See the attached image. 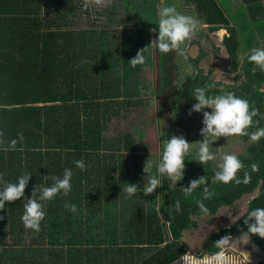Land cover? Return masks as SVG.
<instances>
[{
    "label": "trees",
    "instance_id": "1",
    "mask_svg": "<svg viewBox=\"0 0 264 264\" xmlns=\"http://www.w3.org/2000/svg\"><path fill=\"white\" fill-rule=\"evenodd\" d=\"M182 1L193 7L210 32L225 30L221 46L231 61L230 70L236 72L238 66L242 70V74L235 73L233 83L215 82L211 91L229 90L248 100L258 109L253 117L258 123L248 131L264 127V71L246 59L249 49L264 47V0H237L235 10L228 13L217 0ZM83 2L0 0V173L13 183L22 172L31 173L24 198L6 201L0 209V264H172L189 252L183 233L205 216L195 203L202 198L203 186L187 198L180 188L201 175L213 192L211 199L204 200L209 208L206 216L255 193L241 218L214 232L197 256L216 251V240L246 231L247 210L264 207V137L252 141V151L237 156L244 164L237 175L242 177L247 171L250 176L246 184L215 181L212 168H202L189 153L180 180L174 183L163 176L161 185L144 194V177L150 173L143 172V165L147 159L154 165L158 160L166 133L162 127L165 113L178 111L183 103L188 114L195 103L192 89L214 81L210 72L198 70L179 85L172 84V50L159 52L151 42L156 31L148 33L142 26L114 31L115 45L104 48V30L93 27L96 11L82 9ZM143 33L149 36L148 44ZM139 49L152 83L149 111L158 139L155 152L137 150V134L129 117L134 102L121 99L130 95V76L143 65L133 67L128 61ZM120 71L124 82L115 76ZM17 133L23 140L9 148L8 142ZM241 136L250 140L248 135ZM76 159H83L87 167L77 168ZM251 163L257 164L256 171L249 167ZM65 167L72 169L71 191L41 201L45 216L38 232L25 228L20 216L26 198L38 197L39 188L50 185ZM126 182L138 187L131 197L123 191ZM118 189L119 206L109 205ZM66 200L77 205L75 212L64 207ZM249 235L256 245L263 244V238Z\"/></svg>",
    "mask_w": 264,
    "mask_h": 264
},
{
    "label": "clouds",
    "instance_id": "2",
    "mask_svg": "<svg viewBox=\"0 0 264 264\" xmlns=\"http://www.w3.org/2000/svg\"><path fill=\"white\" fill-rule=\"evenodd\" d=\"M108 0H84L82 9L103 7ZM198 21L190 15L183 14L173 5H165L159 8L158 20L155 23L157 35L153 43L154 47L161 53H167L170 50H176L183 54L184 49L181 45L188 40L197 27ZM225 30L221 29L223 33ZM246 59L253 62L256 67L264 71V47H253L246 53ZM131 66L143 64L145 57L142 49L137 50L136 54L128 59ZM216 88L215 82H204L201 86H196L192 89L191 97L194 98L195 103L191 104L188 114L197 112L202 114L200 128V135L202 139L199 141L197 149V159L201 165L208 161L216 159V154L211 151V142L218 137H227L231 135H248L250 140L255 142L261 137H264V127H257L255 131L249 132L250 126L258 123L253 117L258 115V109L250 106L249 101L237 96L234 92L229 90H221L213 93L211 90ZM208 109V110H204ZM162 135V133H161ZM2 137V134H0ZM23 140V136L17 133V137L8 142L9 148H14L17 141ZM0 143L3 139L0 138ZM189 145L183 135H171L163 139L161 151L158 154V160L153 164L151 159H147L143 165V172L150 173L144 177L145 186L143 187L144 194H149L161 185V177L166 176L174 183L182 178L184 175V168L186 160L185 157L189 154ZM73 164L84 170L87 165L83 159H76ZM249 167L252 171L257 170V164L251 163ZM154 168V170H153ZM216 170L213 174V179L224 184L229 183H248L250 180L249 173L244 171L243 176L237 175V172L244 168L243 162L232 153H225L222 155L220 162L217 163ZM31 173L24 171L16 177V182L5 181L3 173H0V209L5 207L6 201H14L16 199L24 198V188L28 184ZM72 169L65 167L61 176H53L50 185H42L39 188V195L36 198L30 196L26 198L23 205L24 211L20 216L23 226L31 229L34 232L40 230V221L45 216L44 207L41 201H49L53 199L57 193L67 196L71 191L72 184ZM206 177L204 175L197 178L190 179L186 187H180L184 197L192 196L194 190L198 186L200 188L201 197L196 199L195 203L202 215L209 214V208L204 203V200H209L213 196L210 191L209 183L205 186ZM137 185L135 183L126 182L123 188L126 197H131L137 192ZM33 191V189H32ZM64 207L72 212L77 210V205L70 203L67 200L64 202ZM174 207L177 212L180 210V201H174ZM243 223L247 225L246 231L240 234L244 243L249 240V234H256L258 237L264 238V207H254L247 210L244 216ZM232 238L225 235L216 240V251L205 253L200 257L181 256L179 258L182 264H236L237 257L232 254ZM173 261V264H176Z\"/></svg>",
    "mask_w": 264,
    "mask_h": 264
},
{
    "label": "rangeland",
    "instance_id": "3",
    "mask_svg": "<svg viewBox=\"0 0 264 264\" xmlns=\"http://www.w3.org/2000/svg\"><path fill=\"white\" fill-rule=\"evenodd\" d=\"M217 1L225 13L235 10L232 8L237 0ZM165 5H173L177 11L190 15L198 21L191 37L181 45V48L184 49L183 54L172 50V60L175 64L171 74L172 84L179 85L186 75L193 74L198 70H201L203 74L210 72L209 78L214 82L222 84L233 83L235 73L242 74V70L240 66L236 67V72L230 70L231 61L221 46V38L225 31L223 33L221 30L210 32L206 25L200 23L193 7L190 5L186 6L182 0H108L103 7L94 8V11H96L94 16L96 18L94 19L93 27L104 30V48H111L115 45V39L112 37L114 31L127 30L129 28L136 30L137 27H143L146 32L151 33L152 29L156 28L155 23L158 20L159 8ZM227 7L230 9H227ZM142 38L145 44L150 42L148 34L143 33ZM149 72L148 63L144 61L143 65L130 76L131 79L127 90L130 95L121 98L123 102H134L133 110L129 117L132 118V130L137 134V150L142 152H155L158 147V139L151 121L152 112L149 111L151 105L153 106L152 83L150 82ZM155 74V77H157L156 72ZM122 75L121 71L115 73L120 82H124ZM137 89L139 90L138 94H136ZM177 110L173 113L167 111L164 115L162 124L166 132L164 137L166 139L171 135H183L190 142L189 153L192 156V160L202 168L205 167L204 165H209L215 172L218 170L216 165L220 162L223 154L232 153L236 156H241L253 150V142L241 135L221 136L211 142V151L216 154V159L201 165L195 160L197 159L199 141L202 139L199 131L202 127V114H186L183 103H180ZM145 116L146 121L143 119ZM115 125L116 122L110 125L112 135L115 134ZM194 166H191V168ZM120 192L121 189H118L109 205H118ZM254 194L245 195L234 204L219 209L214 216L205 215L197 220V226L190 231H185L182 235V239L189 251L183 256L192 255L193 257H198L197 255L203 251V244L214 232L230 227L241 218L246 211L248 201ZM230 237L232 238L231 243L233 246L232 254L237 257L236 264H264V242H262L261 246H258L253 243L250 235L247 243L243 242L240 234ZM176 264H182V261L178 259Z\"/></svg>",
    "mask_w": 264,
    "mask_h": 264
}]
</instances>
